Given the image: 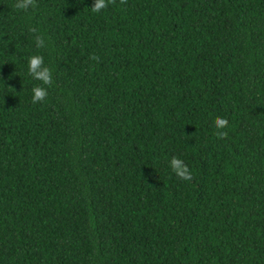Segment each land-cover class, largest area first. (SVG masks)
<instances>
[{"label":"trees","instance_id":"1","mask_svg":"<svg viewBox=\"0 0 264 264\" xmlns=\"http://www.w3.org/2000/svg\"><path fill=\"white\" fill-rule=\"evenodd\" d=\"M17 3L0 0V264H264V0Z\"/></svg>","mask_w":264,"mask_h":264},{"label":"clouds","instance_id":"2","mask_svg":"<svg viewBox=\"0 0 264 264\" xmlns=\"http://www.w3.org/2000/svg\"><path fill=\"white\" fill-rule=\"evenodd\" d=\"M32 3V0H18L16 7L21 10H27L29 5ZM104 0H95L94 7L92 8L95 11H99L104 8ZM37 47L43 45V40L37 37ZM28 73L35 79L41 81L43 84L48 85L51 82V73L47 67L43 66V58L41 56H32L28 60ZM32 101L33 103L43 101L46 96V90L42 87H34L32 89ZM226 122L224 120L217 121V127H222ZM171 166L173 170L183 179H188L187 169L183 167L182 163L179 160L173 159L171 161Z\"/></svg>","mask_w":264,"mask_h":264}]
</instances>
